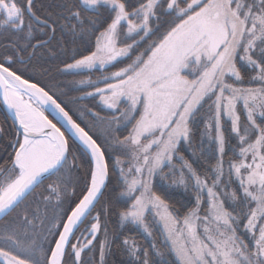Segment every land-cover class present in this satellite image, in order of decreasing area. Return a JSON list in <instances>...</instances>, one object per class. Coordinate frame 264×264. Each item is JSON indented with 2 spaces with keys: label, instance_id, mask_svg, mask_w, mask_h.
Listing matches in <instances>:
<instances>
[{
  "label": "snow or ice",
  "instance_id": "obj_1",
  "mask_svg": "<svg viewBox=\"0 0 264 264\" xmlns=\"http://www.w3.org/2000/svg\"><path fill=\"white\" fill-rule=\"evenodd\" d=\"M57 38L94 41L63 71L99 70L77 83L108 116L26 75ZM0 101V264H84L98 235L100 264H264V0H0Z\"/></svg>",
  "mask_w": 264,
  "mask_h": 264
},
{
  "label": "trees",
  "instance_id": "obj_2",
  "mask_svg": "<svg viewBox=\"0 0 264 264\" xmlns=\"http://www.w3.org/2000/svg\"><path fill=\"white\" fill-rule=\"evenodd\" d=\"M40 38L47 39V37H44L43 34H38L37 39ZM156 38L157 37H153V39ZM149 43H151V41H149ZM93 44L94 41L91 39L88 40L87 44H81L79 42L77 44H72L70 43L69 40L66 39L64 42V49L63 51H61L57 38V40H53L49 45L51 52L49 51V49H44V48L39 50L38 58L36 61H34V63L42 66V70L31 71L29 73H26V75L32 76L35 80H39L42 83V85H47L49 89L55 91L56 94L60 97V99L66 103L67 109L71 110L70 114L76 112L77 109L88 108L94 112H99L101 116H107L104 113H102L99 109L95 108L94 106L91 107L85 105V103H83L84 100L81 101L79 99L80 96L84 95V92L86 90L90 91L91 89L87 85H80L77 82L82 79H86L88 76H91V78L94 80L99 77V72L94 71L92 73H86V72L72 73V72L63 71L64 64L66 62L68 63L72 62L73 55H79L81 53L87 54V49L92 48ZM144 47H147V45H144ZM140 50L143 51V48H141ZM51 53H55V55ZM120 66L123 65L118 63L117 67ZM112 70H116V69L113 68ZM4 116L5 113L0 106V120H3ZM73 118L77 119V116L73 115ZM181 154L185 156V150L182 151ZM6 159H7V155L3 152H0V164H3V162ZM176 163L178 164V162ZM154 184L159 185L160 181L157 179L156 181H154ZM111 191L112 188L110 186L109 193ZM108 198H109V194L106 193L104 200H101L100 204L96 206L97 211H99V209L103 207L105 200H107ZM182 203H186V201H182ZM119 207L121 206L118 204L117 208ZM176 207L179 208L181 212L184 211V209L181 207L180 204H177ZM105 223L107 224L109 231H116L119 233H123L124 235H131L134 236L140 244L142 245L148 244V241L145 240L140 235V233L137 231L134 225L125 224L123 227L120 226L118 221V216L116 215L115 210L113 211L112 215L107 221L103 220L102 218V225ZM153 238L156 240L158 244L162 240L161 235L158 232V229H155V232H153ZM90 256H91L90 253H87L86 257L89 258ZM86 257L85 259L83 258L84 264L87 262ZM122 259L124 258L119 253L111 257H108L110 264L112 261L119 262ZM91 262L92 264H100V256L98 250H96L95 253H92Z\"/></svg>",
  "mask_w": 264,
  "mask_h": 264
},
{
  "label": "rangeland",
  "instance_id": "obj_3",
  "mask_svg": "<svg viewBox=\"0 0 264 264\" xmlns=\"http://www.w3.org/2000/svg\"><path fill=\"white\" fill-rule=\"evenodd\" d=\"M94 71H97V72H99V77L98 78H96V79H94V81L95 80H99V79H101L102 78V74H101V72L99 71V70H93V72ZM72 73H76V72H72ZM81 73H83V72H81ZM92 73V72H91ZM106 74V73H105ZM81 101H83L84 100V102L83 103H85V105H87V106H94L95 108H97V109H99L102 113H104L105 115H109V112H108V110L107 109H103L102 110V105L100 104V102H99V100H98V98H93V97H91V96H85V95H82V96H80V98H79ZM0 106H1V104H0ZM1 108H2V106H1ZM2 110H3V108H2ZM4 111V110H3ZM205 111L207 112L208 111V109L206 108L205 109ZM4 113H5V111H4ZM6 114V113H5ZM242 121H243V114H242ZM225 127H227V125H225ZM203 131V125L201 124L200 126H199V129H198V134H197V137H199V135H200V132H202ZM185 157L186 158H188L189 160H191V155H190V151L189 150H187L186 149V147H185ZM177 167H179V163L177 164ZM84 176H85V170L84 169H82L80 172H78V173H74L73 174V179H72V185L69 187V189H68V191H67V194H66V196L64 197V204H63V209L65 210V211H67V209L70 207V206H74V203L75 202H77L78 201V199L81 197V195H82V193H83V189H84V186H85V184H84ZM51 181L50 180H45V182H44V185H47L48 183H50ZM115 182V180H113V183ZM44 185H42L40 188H38L37 189V193H40V192H43L44 191ZM75 189V192H73L72 191V189ZM111 188H112V186H111ZM31 199V198H30ZM121 206V205H120ZM13 215H15V213L13 214ZM148 223L150 224V225H152V231L153 232H155V229H158V227H159V225L158 224H154L153 223V218L151 217V216H149V218H148ZM136 229H137V231L140 233V235L145 239V240H147L148 241V243H149V240L150 239H152V238H148V237H146V235L143 233V230L142 229H138L136 226H134ZM81 230H83V229H81ZM76 235H79V233H77ZM161 235V234H160ZM99 237H100V239H99ZM161 238L163 239V237H162V235H161ZM102 240V237H101V235H98L97 236V240L94 242V244H93V249H92V252L90 253V257L88 258V257H86V255H87V251L84 253V254H82V259L84 258L85 259V257L87 258V262L85 263V264H88V260L89 261H91V258H92V253H95V251L96 250H98L99 251V242ZM67 259H68V264H72V260H71V258L70 257H67Z\"/></svg>",
  "mask_w": 264,
  "mask_h": 264
},
{
  "label": "water",
  "instance_id": "obj_4",
  "mask_svg": "<svg viewBox=\"0 0 264 264\" xmlns=\"http://www.w3.org/2000/svg\"><path fill=\"white\" fill-rule=\"evenodd\" d=\"M0 104H1V106H2V108H3V110L5 111V113H7L6 106L3 105L2 101H0ZM45 114H46V115H49V118L52 119V115H51L50 113L46 112ZM8 115L10 116V113H8ZM54 122H56V121L54 120ZM58 126H60V125H58ZM62 130H63V129H62ZM65 135H66V136H69V137L71 138V134H70L69 132H66Z\"/></svg>",
  "mask_w": 264,
  "mask_h": 264
}]
</instances>
